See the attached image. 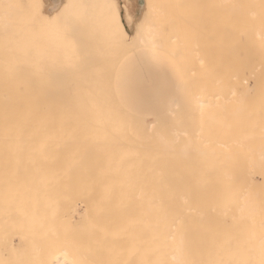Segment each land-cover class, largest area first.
Masks as SVG:
<instances>
[{
    "label": "rangeland",
    "instance_id": "rangeland-1",
    "mask_svg": "<svg viewBox=\"0 0 264 264\" xmlns=\"http://www.w3.org/2000/svg\"><path fill=\"white\" fill-rule=\"evenodd\" d=\"M129 1L126 3L128 6L132 5L129 8L133 18L129 23L125 22L126 18L123 19L126 31L131 33L134 22L140 16V6L145 7L146 19L158 24L156 27L158 33L155 36L158 45L144 47L167 55L176 61L178 66L180 65L182 77L180 91L184 81L186 86L182 96L179 91L180 95L175 100H179L180 97L181 100L171 115L164 116L162 111L158 113L159 115L144 117L143 120L122 121L129 117L123 108L119 111L110 101L109 76L107 72H100L104 65H115L121 50L107 36L98 13L93 15L89 13L85 18V12L73 8L70 14H65L68 24H59L57 20L54 25H50L43 20V7L39 0H0V95L2 92L6 93H2L4 97L20 93L24 98L27 96L24 101L28 103L31 101L32 107H37L38 104L41 109L37 114V120L22 128L23 171L28 175V180L37 182L35 188L51 190L133 188L134 177L126 176L121 182L119 178L108 175L107 166L113 167L117 164L115 160L121 158V165H132L133 168H137L133 169L135 173L140 172L139 169L142 167L144 173H147L146 167L148 166L150 170L156 165L155 161L159 155L157 163L160 170L156 169L155 173L160 174L164 171L168 176L162 180L169 179L170 182L180 183L182 187H179L180 184L173 185L176 190H191L190 184L185 182L186 179H192L193 184H197L201 190L204 186L203 181L209 183L229 181L235 171L248 172L247 165H244L245 169L242 167L243 164H247L252 155H259L261 151L264 153V125L257 123L259 119L255 125L245 119L246 114L250 117L254 108L249 102L252 95L258 96V101L252 100L261 110L258 113H263L258 117L262 116L260 118L262 120L264 118L262 96L264 89L261 90L263 88L261 83L264 85L262 77L264 73L261 74L262 80H256L260 75L259 71L264 70V0H131L132 4ZM260 25L262 26L259 27ZM52 28L62 29V32L53 35ZM69 31L71 39L64 40L63 37L67 36ZM76 34L80 36L78 42L73 36ZM172 36H176L178 48L174 56L171 54L172 42L169 40L170 38L173 41ZM82 50L88 51L92 61V65L87 69H82L79 64L78 59L83 60L82 57L75 58L79 51L83 52ZM237 56L241 58L240 68L244 70L239 79L242 84L249 83L244 91L245 99L241 96L240 110H243V122L241 121L240 125H233L235 120L228 109L224 119L225 125L216 122L218 114H215L217 113L215 110L206 113V118L215 121L201 123L200 119L205 113L200 116L201 113L194 109L195 94L201 93L204 97L213 94L218 100V93L221 91L225 98H229L227 103H231L230 84L225 86L224 84L230 81L231 74L237 69ZM175 57H179V61ZM247 61L257 64L259 62L258 68L249 74L245 72ZM182 64L188 67V69L185 67L186 71ZM153 68L154 65L149 64L146 69L149 72ZM248 75L251 77L248 78ZM97 87H100L106 101L105 104H101L100 114L95 116L100 117V123L84 125V120L86 122L94 118L92 107L84 103L85 93L92 88L98 91ZM253 91L257 94H253ZM261 91L263 94L258 95ZM68 120L69 123L66 122ZM149 122L157 125L158 135L148 137L146 129ZM161 135L164 137L163 140L160 138ZM208 135L214 136L213 140H210ZM206 145H208L206 153L198 149L200 147L203 149L202 146L205 148ZM152 146H165L168 149L158 151L157 147L154 149ZM175 147L177 150L181 148L180 152L174 149ZM183 148L196 151L191 154V151L187 153L190 149L185 151ZM214 148H217V151ZM221 148L223 151L220 153L218 149ZM224 149L229 151L223 153ZM242 149L244 152H241ZM247 149L257 152L251 150L255 152L253 154ZM210 159L214 160L212 164ZM95 160L101 164L99 168H97L99 164L94 166ZM244 160H247L246 163ZM237 163L242 164V168L238 166L241 168H238L240 171L236 167ZM203 172L212 175L200 177ZM173 175L177 178L174 179ZM254 176L257 178V173ZM102 182L105 184L101 185ZM160 185H156L155 188L172 189V186ZM194 188L197 189L193 185L192 189ZM74 207L80 211V204Z\"/></svg>",
    "mask_w": 264,
    "mask_h": 264
},
{
    "label": "bare ground",
    "instance_id": "bare-ground-1",
    "mask_svg": "<svg viewBox=\"0 0 264 264\" xmlns=\"http://www.w3.org/2000/svg\"><path fill=\"white\" fill-rule=\"evenodd\" d=\"M39 1L43 7V20L50 25H54L57 20L59 24H68L66 15L67 13L70 14L73 8H75L73 10L85 12V18L89 13L92 15L98 13L107 36L121 50L115 65H104L100 72H107L110 101L116 109L122 111L112 89L115 70L121 60L134 49L158 45L155 37L158 33L156 28L158 24L147 20L145 7L140 6V18L136 22L133 33H128L122 22V13L126 15L127 19L132 18L131 8H129L132 5H127L128 0ZM63 16H65L64 20ZM51 31L54 32V35L61 33L62 29L52 28ZM68 33L67 36L63 37L64 40L72 36L70 31ZM73 36L78 42L80 36L77 34ZM171 38H174V42L169 38L172 42L170 45L171 54L174 56L178 52L175 42L176 36ZM159 46L161 47V45ZM230 50L229 52H231ZM82 51H79L75 58L82 57L83 60L78 59L79 64L82 69H87L88 66L92 65V61L88 51ZM80 52L81 55L79 56ZM175 58L179 61V57ZM237 60V69L231 74L230 81L224 84V86L230 84L231 103H227L229 98H225L221 91L218 93V100L214 98L216 95L213 94L207 97L201 96V93L195 94L194 109L199 114L201 113L200 116L205 113L204 117L200 119L201 123L216 119L219 125H225L224 119L228 109L231 110L230 113L235 120L233 125H240L241 121L243 122V110H240L241 96L245 99L244 91L248 88L249 83L245 82L246 78L244 79L245 83H241L239 78L244 70L242 71L240 68L241 58L239 56H237ZM258 65L259 62L257 64L247 61L245 64L246 74L254 72L253 70L257 69ZM182 66L183 69L186 67L183 64ZM186 68L188 69V67ZM259 73L257 79L255 76L256 80L264 78V76L261 77L264 70L259 71ZM247 77L251 76L248 75ZM261 84L263 87L261 90H263L264 85ZM185 86L184 81L180 91L181 96ZM97 88L98 91L92 88L85 93L84 103L92 107L94 118L86 122L84 120V125L100 123V117L95 118V116L100 114L101 106L106 101L102 96L100 87ZM256 89L254 90L257 92ZM256 92L253 91L252 93L257 94ZM263 92L261 91L258 95H262ZM2 93L6 94L5 92ZM2 93L0 95V264H264V155H262L264 153L262 151H258L260 152L259 155H252L249 161L246 160L247 164H243V162L246 163L244 160L243 166L242 164L239 165L241 162H238L237 166L235 165L237 169L241 166L245 168L247 165V169H245L248 172L244 173L245 170L243 172L241 170L242 173L235 171L236 173L234 172L232 177L230 176L229 181L219 180L213 183L203 181L202 185L204 186L202 189L200 188L201 190L198 189L197 184H193L192 179H186L185 182L190 184L191 190L184 187L185 190H176L173 185L180 183L170 182L169 179L167 180L169 182L162 180L168 176L162 170L160 174L155 173L157 172L156 169H159V163H157L159 155L155 161L156 165H153L150 170L146 165L147 173H144L145 171L140 166V172L135 173L133 169L137 168H133L129 162V165H121V158L115 160L117 164L113 167L107 166L108 175L112 178H119L121 182V179L126 176L134 177L133 188L39 189L35 188L37 182L28 180V175L23 171L24 149L22 141L24 133H22V128L24 125L37 120V114L40 113L41 109L38 104L37 107H32L33 104L30 103V100L29 103L24 101L27 96L24 98L20 93L8 94L9 96L6 95V98L2 96ZM254 96L252 95L251 100H249L254 108L250 117L249 114H246L245 119L254 125L259 119L257 123L264 125V118L262 120L260 119L262 116L258 117L261 114L258 111L261 112V110L253 101H258V96ZM262 96L264 97V94ZM180 98L172 102L162 115L173 114L178 107ZM213 110L217 112L215 113L218 114L217 117L215 119L206 118V113L209 114ZM126 114L129 118L123 119V122L144 119V116L128 111ZM62 122L66 124L63 119ZM66 122L69 123V120ZM256 125L258 126V124ZM146 130L149 133L148 137L156 136L159 132L157 125H154L153 122L147 124ZM198 130L200 131V129ZM115 136L117 135L115 134ZM212 137L214 136L208 135L210 140H213ZM160 138L161 140L164 139L162 135ZM155 147L154 149L158 148V151L168 149L165 146ZM207 147L208 145L205 148L202 146L203 149L201 147L198 149L206 153ZM174 149L177 150V147ZM180 149L177 151L180 152ZM183 149L185 150V148ZM169 150L171 149L169 148ZM194 150L190 149L187 153L191 151L193 154ZM251 150L253 149H247L253 154L257 152L255 150H253L255 152H251ZM211 151L214 150L211 149ZM221 151H223L222 148L218 149V152L221 153ZM227 151L224 149L223 153ZM234 151L233 149L232 152ZM218 152L216 153L219 154ZM241 152H244L243 149ZM213 154L215 153L213 152ZM153 155L155 156V154ZM218 156L220 158V155ZM100 162L103 161L100 160ZM207 162L209 161L207 160ZM236 162L235 160L234 163L236 164ZM96 164H99L98 160H95L94 166ZM100 165H97V168ZM255 173L258 175L257 178L254 176ZM185 175L187 178V173ZM205 175L212 174L203 172L200 177ZM175 178L177 177L174 176ZM189 178H191L190 175ZM119 180L118 182H120ZM177 181L179 182V179ZM189 181L197 189L194 188L193 190V185L191 186ZM158 184L159 186H161L160 184L172 186V189L155 188ZM210 185L211 188H216L211 189ZM180 186L182 187L181 184ZM76 204H80V211L75 209L74 205Z\"/></svg>",
    "mask_w": 264,
    "mask_h": 264
},
{
    "label": "crops",
    "instance_id": "crops-1",
    "mask_svg": "<svg viewBox=\"0 0 264 264\" xmlns=\"http://www.w3.org/2000/svg\"><path fill=\"white\" fill-rule=\"evenodd\" d=\"M124 16L127 19L122 13L125 27ZM131 17L133 18V15ZM131 19L126 22L129 23ZM149 64H153L154 68L148 72L146 68ZM181 79L176 61L143 46L134 49L121 60L113 76L112 89L119 105L125 111L150 117L164 112L176 101L180 95Z\"/></svg>",
    "mask_w": 264,
    "mask_h": 264
}]
</instances>
